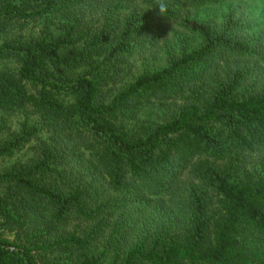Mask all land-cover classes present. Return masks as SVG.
<instances>
[{
    "label": "trees",
    "instance_id": "16d2710c",
    "mask_svg": "<svg viewBox=\"0 0 264 264\" xmlns=\"http://www.w3.org/2000/svg\"><path fill=\"white\" fill-rule=\"evenodd\" d=\"M223 1L0 0V264H264V18Z\"/></svg>",
    "mask_w": 264,
    "mask_h": 264
},
{
    "label": "rangeland",
    "instance_id": "374dc122",
    "mask_svg": "<svg viewBox=\"0 0 264 264\" xmlns=\"http://www.w3.org/2000/svg\"><path fill=\"white\" fill-rule=\"evenodd\" d=\"M239 4H244L251 12H253L255 15L261 14L264 18V0H224L222 4L215 5V6H209L205 7L204 10L198 11L200 15H217L221 16L224 14L227 9L231 6H236ZM45 26V27H44ZM18 28V26L16 27ZM11 30V34L15 33V29ZM42 29L45 30H51V31H58V21L55 20H47L43 22H35L31 25L27 26L24 30V33H27V35H38ZM181 37L185 43L191 47L198 44L199 39L195 38L192 35H188L185 31L177 27L176 25H173L170 27L168 33L162 38L161 45L164 46V48L169 47L175 55L178 54L179 51V41L178 38ZM150 56V55H149ZM148 55L141 54L136 55L134 57H131L130 64H128L129 67H133L132 76L131 78H128L123 83L119 84L121 87L125 85V82L131 81L134 77L140 75L144 71H153L154 69L158 67H163L167 64L165 55L163 52L159 53L158 57H149ZM17 70V63L13 59L8 60H0V71H12L15 72ZM32 119H37L33 115H31ZM0 118L5 119L7 122V127L5 129V135L8 136L12 131L18 130L21 126V124L24 122L26 118V112H16L12 114H8L6 112H0ZM46 136V135H44ZM33 150L31 147H28L27 149H24L21 152H17L11 157L7 158H0V171L3 169H6L10 166H12L17 161H20L22 159H26L32 154Z\"/></svg>",
    "mask_w": 264,
    "mask_h": 264
},
{
    "label": "clouds",
    "instance_id": "9594fccd",
    "mask_svg": "<svg viewBox=\"0 0 264 264\" xmlns=\"http://www.w3.org/2000/svg\"><path fill=\"white\" fill-rule=\"evenodd\" d=\"M156 9H158L159 13L163 16V14L167 11V5L161 2L158 4Z\"/></svg>",
    "mask_w": 264,
    "mask_h": 264
}]
</instances>
